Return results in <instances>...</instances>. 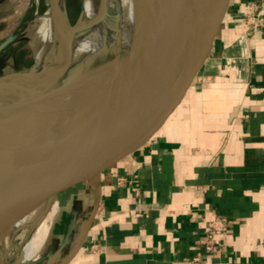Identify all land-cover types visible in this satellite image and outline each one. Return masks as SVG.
Instances as JSON below:
<instances>
[{"label":"crops","instance_id":"crops-1","mask_svg":"<svg viewBox=\"0 0 264 264\" xmlns=\"http://www.w3.org/2000/svg\"><path fill=\"white\" fill-rule=\"evenodd\" d=\"M254 15L263 25H249ZM142 29L121 44L123 55L143 42ZM189 43L176 56L175 84L146 117L159 130L126 148L104 134L86 182L57 194L68 192L55 223L59 243L91 183H101L103 202L91 218L92 199L82 202L75 233L53 264H264V0H230L186 84L201 35ZM216 217L228 228L209 250Z\"/></svg>","mask_w":264,"mask_h":264},{"label":"water","instance_id":"water-1","mask_svg":"<svg viewBox=\"0 0 264 264\" xmlns=\"http://www.w3.org/2000/svg\"><path fill=\"white\" fill-rule=\"evenodd\" d=\"M229 2L140 0L144 39L133 51L86 57L67 85L57 87L55 80L50 89L31 91L33 100L26 112L0 126V245L14 234L15 220L27 201L58 173L63 158L81 138L98 145L95 131H101L126 148L146 139L145 130L150 136L159 130L161 124L149 125L146 117L161 107L160 97L176 82L178 52L190 50L189 39L201 35V52L185 82L189 84L208 54ZM48 3L54 16L55 1ZM82 18L81 10L78 23ZM14 39L10 35L1 41L0 53ZM72 60L69 49L56 67L55 78L65 74ZM34 68L35 62L26 70L1 75L0 84L24 78ZM123 181L124 177H117L118 184ZM90 198L89 218L103 202L99 181L91 183L83 200H76L67 232L59 243L55 223L68 192L61 198L56 196L59 210L38 255L22 260L23 254H16L12 262H5L0 247V264H53L75 233L82 202Z\"/></svg>","mask_w":264,"mask_h":264},{"label":"bare ground","instance_id":"bare-ground-1","mask_svg":"<svg viewBox=\"0 0 264 264\" xmlns=\"http://www.w3.org/2000/svg\"><path fill=\"white\" fill-rule=\"evenodd\" d=\"M9 1L8 8L16 11L23 9L28 4L27 0ZM54 1L57 8L54 16H52L49 3L45 11L37 13L34 70L27 72L24 78H13L0 84V126L26 112L33 100L31 93L33 89H50L55 80L57 87L67 85L77 74L78 66L86 57L97 54L106 55L109 52L122 54L120 47L125 42V37L127 35L130 37L134 31L140 28V24L143 28L140 0H83V18L74 25L70 23L67 1ZM36 3L38 4L39 0H36ZM69 49L73 51L71 66L65 74L57 79L55 78L56 67L66 58ZM95 134L101 141L105 133L95 131ZM81 143L92 146L94 151L97 149V145H94L88 138H81ZM68 155L67 153L61 164ZM52 179L47 181L27 203L35 204L43 191L49 187ZM52 203L51 216L59 207L57 199ZM26 221L25 217L18 219L14 226V234L26 226ZM40 228V230L38 229L39 235L47 232V229L44 230V226ZM37 237L35 236L24 245L22 260H29L36 253L39 248Z\"/></svg>","mask_w":264,"mask_h":264},{"label":"rangeland","instance_id":"rangeland-1","mask_svg":"<svg viewBox=\"0 0 264 264\" xmlns=\"http://www.w3.org/2000/svg\"><path fill=\"white\" fill-rule=\"evenodd\" d=\"M66 1L70 23L72 25L77 24L83 0ZM27 2L28 4L23 9L16 11L8 8L9 0H0V42L10 35L15 36L14 41L0 53V76L26 70L34 63L36 17L38 12H43L48 8V0H39L38 4L36 0H27ZM128 37V35L125 37V41ZM92 150V146L82 145L80 139L68 152L67 159L61 164L57 175L51 180L49 187L43 191L40 199L35 204L26 203L24 205L14 225L19 218L25 217L27 218L26 226L20 229L18 233L9 235L0 245L3 248L2 255L5 262H12L16 254L21 256L24 245L35 236H38L39 242L38 240L37 242L40 248L59 210L58 207L56 212L52 216L50 215L52 201L56 200L57 194L65 185L77 183V180L80 179L86 182L89 178L88 166ZM42 211H44L43 215H41ZM42 226H44V230L47 229V234L44 232L39 235L38 232ZM39 248H37L34 256L38 255Z\"/></svg>","mask_w":264,"mask_h":264},{"label":"built area","instance_id":"built-area-1","mask_svg":"<svg viewBox=\"0 0 264 264\" xmlns=\"http://www.w3.org/2000/svg\"><path fill=\"white\" fill-rule=\"evenodd\" d=\"M260 15V14H259ZM258 15V17H259ZM253 20V21H252ZM249 25L256 27L263 25L262 21L256 20V16L248 18ZM228 225L225 218L216 217L210 221L207 234V249L211 250L215 245L220 244L223 233L227 230Z\"/></svg>","mask_w":264,"mask_h":264}]
</instances>
